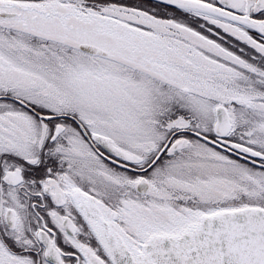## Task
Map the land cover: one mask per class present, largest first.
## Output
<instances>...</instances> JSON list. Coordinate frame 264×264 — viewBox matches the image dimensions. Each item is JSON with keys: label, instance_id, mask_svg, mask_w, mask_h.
I'll return each mask as SVG.
<instances>
[{"label": "snow or ice", "instance_id": "obj_1", "mask_svg": "<svg viewBox=\"0 0 264 264\" xmlns=\"http://www.w3.org/2000/svg\"><path fill=\"white\" fill-rule=\"evenodd\" d=\"M0 264H264V0H0Z\"/></svg>", "mask_w": 264, "mask_h": 264}]
</instances>
